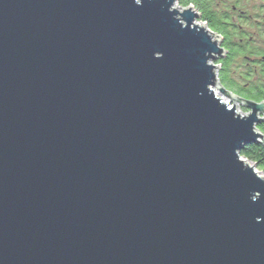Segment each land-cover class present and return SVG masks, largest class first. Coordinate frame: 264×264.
<instances>
[{
  "label": "water",
  "instance_id": "1",
  "mask_svg": "<svg viewBox=\"0 0 264 264\" xmlns=\"http://www.w3.org/2000/svg\"><path fill=\"white\" fill-rule=\"evenodd\" d=\"M176 1L0 0V264H264V102Z\"/></svg>",
  "mask_w": 264,
  "mask_h": 264
},
{
  "label": "flooded vegetation",
  "instance_id": "2",
  "mask_svg": "<svg viewBox=\"0 0 264 264\" xmlns=\"http://www.w3.org/2000/svg\"><path fill=\"white\" fill-rule=\"evenodd\" d=\"M215 6L220 31L213 32L222 48L215 64L233 71L237 92L224 89L246 100L249 92L264 95V0H216Z\"/></svg>",
  "mask_w": 264,
  "mask_h": 264
},
{
  "label": "trees",
  "instance_id": "3",
  "mask_svg": "<svg viewBox=\"0 0 264 264\" xmlns=\"http://www.w3.org/2000/svg\"><path fill=\"white\" fill-rule=\"evenodd\" d=\"M216 0H177L179 6H192L199 14V22H203L212 31L219 32V12L215 6ZM215 61L214 63H216ZM217 78L222 86L237 92L233 82V71L228 69L222 70L217 68ZM249 98L255 101H264V95L249 92ZM246 109L243 108V111ZM257 129L264 134V122L257 125ZM239 156L253 163L258 172L264 178V145L261 143H247L239 150Z\"/></svg>",
  "mask_w": 264,
  "mask_h": 264
},
{
  "label": "rangeland",
  "instance_id": "4",
  "mask_svg": "<svg viewBox=\"0 0 264 264\" xmlns=\"http://www.w3.org/2000/svg\"><path fill=\"white\" fill-rule=\"evenodd\" d=\"M177 4V3H176ZM215 61V60H214ZM214 61H213V63H214ZM215 91H216V93H218V95H220L221 97H222V99L224 100V101H229L230 100V97H228V96H224V95H221L220 94V92L215 88ZM231 105L232 106V104H233V102L232 101H229L228 102V105ZM238 108H240V110H241V113H242V111H243V106H241V104H237V109ZM246 111V110H245ZM244 113V112H243ZM242 159H244L246 162H248V163H250V164H252L253 165V163H251V162H249V161H247L245 158H243V157H241ZM256 169V168H255ZM257 170V169H256ZM260 175H261V173L260 172H258Z\"/></svg>",
  "mask_w": 264,
  "mask_h": 264
},
{
  "label": "built area",
  "instance_id": "5",
  "mask_svg": "<svg viewBox=\"0 0 264 264\" xmlns=\"http://www.w3.org/2000/svg\"><path fill=\"white\" fill-rule=\"evenodd\" d=\"M214 91H215V89H214ZM217 94H218V93H217ZM228 106H231V105L229 104ZM238 112L241 113L240 108H238ZM243 112L245 113L246 111H242V114H243Z\"/></svg>",
  "mask_w": 264,
  "mask_h": 264
},
{
  "label": "bare ground",
  "instance_id": "6",
  "mask_svg": "<svg viewBox=\"0 0 264 264\" xmlns=\"http://www.w3.org/2000/svg\"><path fill=\"white\" fill-rule=\"evenodd\" d=\"M216 93V91H214Z\"/></svg>",
  "mask_w": 264,
  "mask_h": 264
}]
</instances>
